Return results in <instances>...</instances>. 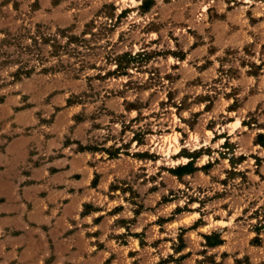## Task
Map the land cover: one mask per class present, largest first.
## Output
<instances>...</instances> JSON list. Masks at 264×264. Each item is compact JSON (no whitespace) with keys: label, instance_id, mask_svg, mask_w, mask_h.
I'll return each mask as SVG.
<instances>
[{"label":"rangeland","instance_id":"374dc122","mask_svg":"<svg viewBox=\"0 0 264 264\" xmlns=\"http://www.w3.org/2000/svg\"><path fill=\"white\" fill-rule=\"evenodd\" d=\"M145 2L0 0V264H264V0Z\"/></svg>","mask_w":264,"mask_h":264},{"label":"crops","instance_id":"0c3cea01","mask_svg":"<svg viewBox=\"0 0 264 264\" xmlns=\"http://www.w3.org/2000/svg\"><path fill=\"white\" fill-rule=\"evenodd\" d=\"M236 130H238V129H236ZM224 131V130H223ZM233 134H235V133H230L229 134V136L231 137ZM226 140H228L227 138H225V141ZM208 165H210V162L208 163V164H206V165H204L205 167H207ZM204 166H202V167H200V168H203ZM125 230V232L126 233H128L127 231H126V229H124ZM133 232V231H132ZM129 234V233H128ZM71 237V236H70ZM75 238H76V235L74 236V240H75ZM67 238H64L63 237V240H66ZM78 240H80V239H78ZM91 240H99V238H94V237H91ZM124 240H125V243H124V246H128V245H130V244H133V242L132 241H134V240H137V238H134L133 236H130V235H128L127 236V238H124ZM76 241V240H75ZM91 242V241H90ZM122 243V242H121ZM91 244V243H90ZM98 249V248H97ZM8 250L9 249H7L6 250V252L7 253H9L8 252ZM99 250V249H98ZM78 250L76 249V248H74V247H71L70 248V250H69V252H70V254L71 255H76V254H78V252H77ZM12 262V261H11ZM12 263H14V262H12Z\"/></svg>","mask_w":264,"mask_h":264},{"label":"trees","instance_id":"16d2710c","mask_svg":"<svg viewBox=\"0 0 264 264\" xmlns=\"http://www.w3.org/2000/svg\"><path fill=\"white\" fill-rule=\"evenodd\" d=\"M148 1H150V0H146V2L145 3H148ZM262 136L263 135H261V136H259V138H262ZM258 144H260L262 147H264V143H260V142H258ZM193 165H192V163L190 162V163H188V164H186V165H184V166H181V167H179L177 170L178 171H182V170H184L185 172L186 171H188L189 169H190V167H192ZM190 173V172H189ZM177 176H179V174H176Z\"/></svg>","mask_w":264,"mask_h":264}]
</instances>
